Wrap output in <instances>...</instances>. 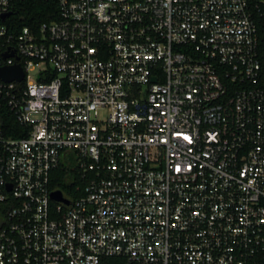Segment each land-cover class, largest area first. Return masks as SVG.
Listing matches in <instances>:
<instances>
[{"label":"built area","instance_id":"obj_1","mask_svg":"<svg viewBox=\"0 0 264 264\" xmlns=\"http://www.w3.org/2000/svg\"><path fill=\"white\" fill-rule=\"evenodd\" d=\"M28 1L0 0V264H264V0Z\"/></svg>","mask_w":264,"mask_h":264},{"label":"trees","instance_id":"obj_2","mask_svg":"<svg viewBox=\"0 0 264 264\" xmlns=\"http://www.w3.org/2000/svg\"><path fill=\"white\" fill-rule=\"evenodd\" d=\"M30 4V6H29ZM24 8H21V12L26 16L31 15V20H35L37 23L48 21L56 16L58 11L57 7L53 3L43 2L41 0H30L28 3H24ZM29 6V7H28ZM49 13L51 15H49ZM52 13H55L52 14ZM75 177L73 171L62 164L55 172L52 182V187L63 191L65 194H71V180ZM102 264H124L121 258H104Z\"/></svg>","mask_w":264,"mask_h":264},{"label":"water","instance_id":"obj_3","mask_svg":"<svg viewBox=\"0 0 264 264\" xmlns=\"http://www.w3.org/2000/svg\"><path fill=\"white\" fill-rule=\"evenodd\" d=\"M6 16L7 15L3 16V18ZM23 77V72L19 66L0 69V78L5 81H22ZM52 199L54 201H64L68 203V201L63 198V193L61 191L54 192L52 194Z\"/></svg>","mask_w":264,"mask_h":264}]
</instances>
